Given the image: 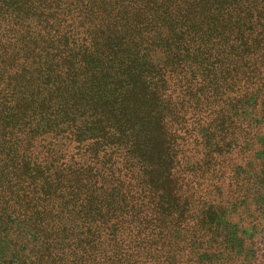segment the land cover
<instances>
[{
  "label": "trees",
  "instance_id": "16d2710c",
  "mask_svg": "<svg viewBox=\"0 0 264 264\" xmlns=\"http://www.w3.org/2000/svg\"><path fill=\"white\" fill-rule=\"evenodd\" d=\"M263 232L264 0H0V264H250Z\"/></svg>",
  "mask_w": 264,
  "mask_h": 264
},
{
  "label": "rangeland",
  "instance_id": "374dc122",
  "mask_svg": "<svg viewBox=\"0 0 264 264\" xmlns=\"http://www.w3.org/2000/svg\"><path fill=\"white\" fill-rule=\"evenodd\" d=\"M255 240V244H253L254 254L248 260L251 262L250 264H264V232L261 238L258 236Z\"/></svg>",
  "mask_w": 264,
  "mask_h": 264
}]
</instances>
